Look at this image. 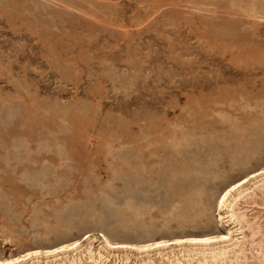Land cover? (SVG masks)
Segmentation results:
<instances>
[{
    "label": "rangeland",
    "instance_id": "obj_1",
    "mask_svg": "<svg viewBox=\"0 0 264 264\" xmlns=\"http://www.w3.org/2000/svg\"><path fill=\"white\" fill-rule=\"evenodd\" d=\"M263 160L264 0H0V255L217 232Z\"/></svg>",
    "mask_w": 264,
    "mask_h": 264
},
{
    "label": "bare ground",
    "instance_id": "obj_2",
    "mask_svg": "<svg viewBox=\"0 0 264 264\" xmlns=\"http://www.w3.org/2000/svg\"><path fill=\"white\" fill-rule=\"evenodd\" d=\"M185 136L179 145L188 148ZM250 143L248 136L240 139L241 145L251 146ZM257 204L264 206V160L242 171L218 193L217 232H161L131 240L101 229L95 235L90 227L92 230L84 229L64 239L0 255V264H249L247 243L258 246L259 255H253L257 263L252 264H264V248L256 240L257 236L262 240L260 225L248 215L249 207Z\"/></svg>",
    "mask_w": 264,
    "mask_h": 264
}]
</instances>
